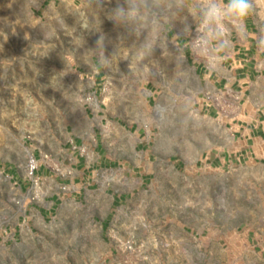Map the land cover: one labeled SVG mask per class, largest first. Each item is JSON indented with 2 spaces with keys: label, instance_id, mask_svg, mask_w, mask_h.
I'll return each instance as SVG.
<instances>
[{
  "label": "rangeland",
  "instance_id": "rangeland-1",
  "mask_svg": "<svg viewBox=\"0 0 264 264\" xmlns=\"http://www.w3.org/2000/svg\"><path fill=\"white\" fill-rule=\"evenodd\" d=\"M122 4L0 0V157L28 183L11 186L0 165V264H264L246 238L264 231V167L196 166L215 124L193 65L161 40L137 62L144 34L110 19ZM96 66L111 84L97 93Z\"/></svg>",
  "mask_w": 264,
  "mask_h": 264
},
{
  "label": "crops",
  "instance_id": "crops-1",
  "mask_svg": "<svg viewBox=\"0 0 264 264\" xmlns=\"http://www.w3.org/2000/svg\"><path fill=\"white\" fill-rule=\"evenodd\" d=\"M47 1L56 4L57 1L66 0ZM79 1L81 0H69V3L77 6ZM182 15L186 13L168 20L164 30L159 33L157 41H167L172 48L176 45L186 62L193 65L199 85L197 96L199 111L204 119L213 121L215 124V130L212 133L213 141L202 153L196 166L200 164L205 170L226 169L233 172L264 167V49L262 42L264 41V16L257 12L249 18L246 29L239 32L232 31L227 35L226 47L220 53L221 62L210 71L200 56L196 60L186 50L196 23L189 17L192 30L191 33L185 34ZM161 23H165L163 18ZM103 74L97 66L87 74L95 93L106 91L111 87L110 83L104 81L106 75ZM183 85L188 88L184 80ZM132 88L136 89V85H132ZM207 93L220 96L219 102L206 99ZM146 95L148 97V94ZM236 96L238 100L234 98ZM141 131L142 129L139 128L137 132L138 144L144 147L146 141L141 138ZM75 138L77 143L83 139L79 135H75ZM72 139L73 137H70L71 144L74 143ZM97 148L99 145L95 148L98 162L112 167L114 159L110 157L109 149L104 141H101L100 150ZM31 150L28 156L32 155L35 158L45 156L38 148ZM78 162L81 161L78 160ZM0 165L4 171L9 172L7 176L10 178L11 186L25 189L28 183L24 177L20 176L19 165L15 167L9 158L4 161L1 157ZM85 170L89 173L90 167L85 166ZM36 172L40 179L48 174V171L42 167H38ZM119 198L114 196L113 201L120 202ZM36 209L43 215L41 208ZM246 238L253 250L258 252L264 260V231L249 228Z\"/></svg>",
  "mask_w": 264,
  "mask_h": 264
},
{
  "label": "clouds",
  "instance_id": "clouds-1",
  "mask_svg": "<svg viewBox=\"0 0 264 264\" xmlns=\"http://www.w3.org/2000/svg\"><path fill=\"white\" fill-rule=\"evenodd\" d=\"M261 7L264 0H124V4L112 10L110 19L133 34H144L134 57L142 62L152 56L158 35L168 20L186 13L181 16L184 33L192 30L189 17L196 23V35L188 46L211 71L221 62L227 35L246 29L249 18Z\"/></svg>",
  "mask_w": 264,
  "mask_h": 264
},
{
  "label": "built area",
  "instance_id": "built-area-1",
  "mask_svg": "<svg viewBox=\"0 0 264 264\" xmlns=\"http://www.w3.org/2000/svg\"><path fill=\"white\" fill-rule=\"evenodd\" d=\"M194 35H196V31H194V33H193ZM195 37V36H194ZM236 100H238V97L236 96V97H234ZM206 99H208V100H212V102H216V103H218L219 102V100H220V96H215V95H212V94H210V93H207L206 94ZM38 167H39V163L36 161V159L33 157V156H31L30 157V168H31V175H33V176H35V171L38 169ZM35 179H32L35 183H37V185H38V183H39V180H40V178L39 177H34Z\"/></svg>",
  "mask_w": 264,
  "mask_h": 264
}]
</instances>
